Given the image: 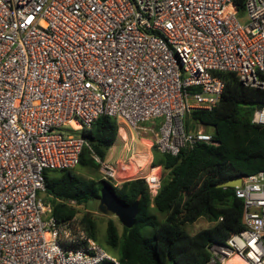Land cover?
Wrapping results in <instances>:
<instances>
[{"label":"built area","instance_id":"1","mask_svg":"<svg viewBox=\"0 0 264 264\" xmlns=\"http://www.w3.org/2000/svg\"><path fill=\"white\" fill-rule=\"evenodd\" d=\"M215 72L264 89V0H245L241 13L233 0H0V264H129L78 217L56 223L43 173L78 165L79 132L99 116L116 119L123 138V128L158 119L152 145L162 155L217 145L184 126L188 111L219 102ZM251 122L264 126V108ZM94 159L104 180L123 183L116 165ZM148 171L153 198L160 168ZM234 193L244 228L210 244L204 264H264V171L241 177Z\"/></svg>","mask_w":264,"mask_h":264},{"label":"trees","instance_id":"2","mask_svg":"<svg viewBox=\"0 0 264 264\" xmlns=\"http://www.w3.org/2000/svg\"><path fill=\"white\" fill-rule=\"evenodd\" d=\"M244 3L245 0H233L240 13ZM213 75L224 84L219 102L211 111H188L184 126L186 130L196 129L197 124L212 129L206 132L217 145L201 143L181 150L177 156L162 155L153 147V166L167 172L153 198L141 178L114 187L104 179L82 178L74 168L45 170V201L50 203L56 223L62 226L70 222L78 206L99 201L100 190L108 183L119 202L131 205L139 201V213L131 229L123 227L119 235L115 221L106 222V241L119 250L118 258L123 263L204 264L209 259L210 244H222L231 234L241 231L242 200L235 196L233 188L216 185L264 171V126L251 122L253 112L264 108V89L244 86L232 72ZM119 128L116 119L108 116H99L90 128H82L79 134L87 146L76 167L100 168L94 158L105 160L119 140ZM202 217L213 224L188 234L184 227ZM77 220L94 239V218L87 213Z\"/></svg>","mask_w":264,"mask_h":264},{"label":"rangeland","instance_id":"3","mask_svg":"<svg viewBox=\"0 0 264 264\" xmlns=\"http://www.w3.org/2000/svg\"><path fill=\"white\" fill-rule=\"evenodd\" d=\"M158 122L159 120L156 119L155 121H150L148 123L142 124L140 125L139 129H137L136 131H132V132L123 128L125 132V138H123L124 135L119 131V140L111 147L104 161L105 163L109 165L117 166L118 178L121 181L125 182L128 180L141 178L142 175L145 173V172L143 173L144 170L140 171L141 172L140 173L139 169H141L142 165H144V163L148 160L147 155L152 154V149L154 147L152 144L154 142V139H156V135H157L156 127H157ZM120 128H122V126ZM195 128L197 130H202V131H207V132L212 131V129H206L204 126L199 125V124L195 125ZM132 136H133V140H132ZM133 153H137L138 155L143 156L144 158H141L139 162H136L135 159L133 158V155H132ZM125 167L126 169H128V173H132V174H130L131 176L127 179H123V178L121 179L119 174L122 172L121 169ZM149 167H154L153 163H151L150 165L147 164L145 168H149ZM74 170L80 177L86 178V179L97 180V179H103L105 177L104 174L102 173L101 168L94 170V169H87V168L83 169L80 167H75ZM166 174L167 172H164L162 168L160 167L161 181L165 179ZM108 181L113 183V181L111 180H108ZM44 196L45 195L43 194V197ZM77 210H78V213L76 217L78 218L87 213L90 214L94 218L96 222V233H95L93 240L105 252L118 258L119 250L117 248L110 246L106 241L107 240L106 239V222L109 219L115 221L119 235H121L123 232V226L120 224L117 218L110 213L106 215L101 214L98 211V201L90 203L87 206L85 205L78 206ZM160 218L162 219V217ZM212 224L213 222H210L206 218L202 217V218H199L194 223L187 224L184 227V229L188 234L193 235L197 233L198 231L211 226Z\"/></svg>","mask_w":264,"mask_h":264},{"label":"water","instance_id":"4","mask_svg":"<svg viewBox=\"0 0 264 264\" xmlns=\"http://www.w3.org/2000/svg\"><path fill=\"white\" fill-rule=\"evenodd\" d=\"M240 183L241 178H234L217 184L216 188L234 189L239 186ZM98 211L103 215L108 213L114 215L124 228L131 229L134 226L136 217L139 213V201L135 200L131 205L119 202L110 185L106 183L100 190Z\"/></svg>","mask_w":264,"mask_h":264},{"label":"bare ground","instance_id":"5","mask_svg":"<svg viewBox=\"0 0 264 264\" xmlns=\"http://www.w3.org/2000/svg\"><path fill=\"white\" fill-rule=\"evenodd\" d=\"M143 160V159H142ZM142 163V162H141ZM121 173L119 174V176H120V178L122 179H127V178H129L131 175L130 174H132V173H128V169H126V167L125 168H122L121 169ZM131 171V170H130Z\"/></svg>","mask_w":264,"mask_h":264},{"label":"crops","instance_id":"6","mask_svg":"<svg viewBox=\"0 0 264 264\" xmlns=\"http://www.w3.org/2000/svg\"><path fill=\"white\" fill-rule=\"evenodd\" d=\"M157 167H159V166H157ZM159 168H160V167H159ZM143 170H144V171H143ZM143 170H142L143 173L145 172L143 175H145V174H147V173L149 172V171H148V168H143ZM140 173H141V172H140ZM143 175H142V176H143Z\"/></svg>","mask_w":264,"mask_h":264}]
</instances>
